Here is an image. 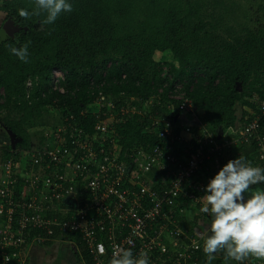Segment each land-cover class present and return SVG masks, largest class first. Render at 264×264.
<instances>
[{
	"label": "trees",
	"instance_id": "obj_1",
	"mask_svg": "<svg viewBox=\"0 0 264 264\" xmlns=\"http://www.w3.org/2000/svg\"><path fill=\"white\" fill-rule=\"evenodd\" d=\"M239 1L70 0L73 11L62 13L49 25L42 23L44 14L28 19L18 15L21 8L32 12L34 0H0L3 25L11 21L20 28L0 40V90L4 92L0 96V143L7 142L0 148V163L13 160L16 164L18 152L42 149L70 115L74 120L67 124L82 129L88 142L95 137L97 121L105 120L101 112L117 114L127 107L128 99H135L131 105L139 108L154 97L146 117L123 115L124 124L116 127L122 156L146 150L156 142L151 120L173 121L182 111L183 100L169 98L174 84L181 85L183 99L191 102L201 125L221 141L236 138L256 110L252 94L264 99V0H243L247 7ZM237 19L241 22L233 29ZM19 45L28 47L27 63L8 50ZM167 52L172 63L155 62V53ZM53 70L64 74L63 94L50 92ZM100 97L111 102L114 111L103 105L97 114L84 113ZM238 107L243 109L239 118ZM54 111L58 115L52 117ZM259 132L264 135V120ZM68 136L63 138L71 149ZM249 147L254 149V139L240 145L237 152L242 154ZM177 151L191 155L184 147ZM53 169L63 175L62 169ZM47 214L62 218L56 212ZM53 230L56 238L57 230ZM36 233L33 230L28 236ZM198 258L206 261L204 253ZM223 260L219 253L213 263Z\"/></svg>",
	"mask_w": 264,
	"mask_h": 264
},
{
	"label": "built area",
	"instance_id": "obj_2",
	"mask_svg": "<svg viewBox=\"0 0 264 264\" xmlns=\"http://www.w3.org/2000/svg\"><path fill=\"white\" fill-rule=\"evenodd\" d=\"M64 81V74L53 70L50 92L63 94ZM26 85L30 88L31 82ZM181 89L175 88L169 98L183 100L182 111L173 121L151 120L156 142L146 150L122 156L106 111L101 112L105 120L94 126L92 141L86 142L82 129L67 124L74 120L70 115L42 149L18 152L16 164L0 163V264H23L27 247L54 241L53 229L78 236L90 264H109L119 249H131L134 257L146 253L149 264H200L203 234L180 227L187 213L184 205L201 208L214 166L252 139L264 167V135L259 132L264 99L256 102L252 120L236 138L221 141L199 124ZM100 98L98 103L114 111L111 102ZM113 115H126L125 108ZM66 134L71 149L63 138ZM179 147L191 155H181ZM71 151L74 156L69 158ZM54 167L63 175L55 174L59 172ZM47 212L62 218L49 219ZM33 230L37 233L30 238Z\"/></svg>",
	"mask_w": 264,
	"mask_h": 264
},
{
	"label": "clouds",
	"instance_id": "obj_3",
	"mask_svg": "<svg viewBox=\"0 0 264 264\" xmlns=\"http://www.w3.org/2000/svg\"><path fill=\"white\" fill-rule=\"evenodd\" d=\"M34 4L32 12L21 8L18 15L28 19L44 14L42 23L50 25L62 13L73 11L70 0H34ZM2 26L0 20V40L8 38ZM8 50L20 61L28 62L27 45ZM203 191L205 204L200 211L211 219L203 233L205 264H212L219 253L225 264H243L249 257L264 260V167L253 166L244 156H238L227 161ZM109 264H149V260L146 253L134 257L131 249H119Z\"/></svg>",
	"mask_w": 264,
	"mask_h": 264
},
{
	"label": "crops",
	"instance_id": "obj_4",
	"mask_svg": "<svg viewBox=\"0 0 264 264\" xmlns=\"http://www.w3.org/2000/svg\"><path fill=\"white\" fill-rule=\"evenodd\" d=\"M194 116L197 117L195 114ZM216 138L219 139L218 136H216ZM238 156H244L248 161L252 163L253 166H260L259 161L257 164L255 163V149L250 147L244 150L242 154L241 152H237V150H235L234 152H230L227 155V160L225 161V163H227V161L231 159H234L235 157L237 158ZM217 163L218 164H216L215 166L219 165V169L225 164L224 161ZM213 171H215L214 173L216 174L218 170L213 169ZM200 209L201 208L198 207H191L190 209H187V214L191 211V213L200 211ZM208 217V215L200 214L198 212L197 214H191L189 216L190 220L182 221L180 227L182 228V230L188 233L203 234L204 229L208 226V222L210 221ZM75 238H77L78 240H76ZM78 242L80 243L79 237L76 235L58 233V236L54 239V241L49 244L45 243L43 245H31L27 247L23 252V264H90V260L86 258V255L81 253ZM262 263L263 261L257 260L253 257H249L243 262V264ZM200 264H205V262H200ZM212 264L215 263H213L212 261ZM220 264H225V261L223 260Z\"/></svg>",
	"mask_w": 264,
	"mask_h": 264
},
{
	"label": "rangeland",
	"instance_id": "obj_5",
	"mask_svg": "<svg viewBox=\"0 0 264 264\" xmlns=\"http://www.w3.org/2000/svg\"><path fill=\"white\" fill-rule=\"evenodd\" d=\"M230 1V3L232 2L233 4L235 3V2H237L238 0H229ZM239 2H243V0H240ZM229 3V4H230ZM238 3V2H237ZM256 4H258L257 2H256ZM256 4H253L254 5V8L256 7ZM242 5H244L245 7H247L246 6V4L243 2L242 3ZM215 14H219L218 12H216ZM240 19V18H239ZM239 19H237V20H234L235 22H232V23H234V28L233 29H236L237 27H238V23L239 22H241V20H239ZM154 60H155V62H159V63H163V62H170V63H172L173 61H172V56L170 55V53L169 52H167V53H155L154 54ZM166 71H167V68H165V67H163V74H165L166 73ZM168 80L170 79V78H167ZM181 85H179V84H174L173 85V87L174 88H178V87H180ZM158 93H160V89L158 90ZM0 94H4V92H3V90H0ZM253 96H252V98H251V102H253V101H255V105H256V102L258 101V100H261V98L259 97V95H257V94H252ZM169 96H171V95H169ZM154 98V97H153ZM153 98H151V99H148V101L147 102H145V103H142L141 105H139V108H137L136 106H134V105H131V103H134V102H136V100L135 99H128V103H127V107L125 108V113H126V115H128V114H130L131 116H134V115H136V116H138L139 118H143V117H146L147 115H148V109H149V107H150V105L152 104V101H154L153 100ZM174 97L172 96V100H174L173 99ZM99 99H101V98H99ZM97 100V102H95V101H93V103L90 105V107H89V112L87 111V109H86V111L84 112V113H95V114H97V113H99V112H101L102 110H103V107H102V103L103 102H99L98 103V98L96 99ZM109 100V99H108ZM157 100V99H156ZM105 104V103H104ZM170 104V103H169ZM110 109V108H109ZM111 110V109H110ZM247 110H249V109H247ZM242 111H243V109H241V107H238L237 109H236V114H237V117L239 118L240 116H241V113H242ZM55 112V111H54ZM57 112V111H56ZM55 112V114L53 113L52 114V112H50L51 114H52V117H54V116H56V114L58 115V113H56ZM54 115V116H53ZM107 115V117L108 116H111V117H109V119L107 120L109 123H110V131L111 132H113V130L115 129V135H116V138H115V136H114V138H115V142L116 143H118V140H117V138H118V136H117V133H116V127H117V124L119 125V124H124V121L122 120V117H119V116H117L116 115V118H117V120H116V118H115V116L113 115V114H106ZM111 118H113V119H111ZM62 125H59V127H61ZM113 126H115V128H113ZM107 128V127H106ZM34 131H36V130H34ZM38 132V131H37ZM34 133V134H36V136L35 137H38V133ZM107 132H109L108 131V129H107ZM1 134V133H0ZM113 138V139H114ZM6 141L5 142H1L0 143V146L1 145H3V144H5L6 145ZM116 146H117V144H116ZM214 170H219V165H217V166H214ZM215 174L213 173V175L212 176H210V178L211 177H213ZM192 212V211H191ZM186 213L185 215H183L181 218H180V220H179V224H182L181 222L182 221H184V220H186V221H189L190 220V218H189V216L192 214H197V212L198 213H200V214H204V213H201V211H197V212H194V213ZM207 215V214H206ZM209 218V222H208V225L211 223V219H210V217H208ZM252 258V257H251ZM261 261H263V263L262 264H264V260H261Z\"/></svg>",
	"mask_w": 264,
	"mask_h": 264
},
{
	"label": "water",
	"instance_id": "obj_6",
	"mask_svg": "<svg viewBox=\"0 0 264 264\" xmlns=\"http://www.w3.org/2000/svg\"><path fill=\"white\" fill-rule=\"evenodd\" d=\"M3 27V31L7 33L8 36L12 37L15 33L19 32L20 28L16 27L13 25V23L11 21H7L5 22V24L2 26ZM8 28H11L12 33H10L8 31ZM237 88L240 91V84H237ZM175 120H176V116H175Z\"/></svg>",
	"mask_w": 264,
	"mask_h": 264
},
{
	"label": "flooded vegetation",
	"instance_id": "obj_7",
	"mask_svg": "<svg viewBox=\"0 0 264 264\" xmlns=\"http://www.w3.org/2000/svg\"><path fill=\"white\" fill-rule=\"evenodd\" d=\"M8 31H9L10 33H12V30H11V28H8Z\"/></svg>",
	"mask_w": 264,
	"mask_h": 264
}]
</instances>
